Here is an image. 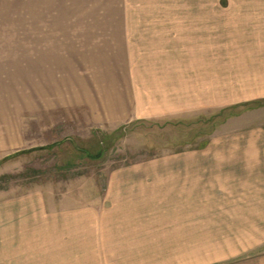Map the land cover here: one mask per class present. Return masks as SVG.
Returning <instances> with one entry per match:
<instances>
[{
	"label": "rangeland",
	"instance_id": "374dc122",
	"mask_svg": "<svg viewBox=\"0 0 264 264\" xmlns=\"http://www.w3.org/2000/svg\"><path fill=\"white\" fill-rule=\"evenodd\" d=\"M0 264H264V0H0Z\"/></svg>",
	"mask_w": 264,
	"mask_h": 264
},
{
	"label": "crops",
	"instance_id": "0c3cea01",
	"mask_svg": "<svg viewBox=\"0 0 264 264\" xmlns=\"http://www.w3.org/2000/svg\"><path fill=\"white\" fill-rule=\"evenodd\" d=\"M107 24H111V23H108ZM115 24H112V25H106V26H111L112 27H115L117 28V33H120V38L122 39L124 37V39L127 41L126 37L128 38V31H127V28H128V21H125V20H121V21H115ZM124 42V46L122 48H119V50L121 52H128L130 49H129V46H127L128 42ZM126 44V45H125ZM130 59V57L128 56L127 59Z\"/></svg>",
	"mask_w": 264,
	"mask_h": 264
},
{
	"label": "trees",
	"instance_id": "16d2710c",
	"mask_svg": "<svg viewBox=\"0 0 264 264\" xmlns=\"http://www.w3.org/2000/svg\"><path fill=\"white\" fill-rule=\"evenodd\" d=\"M58 144H59V143H58ZM55 145H56V144L49 145V146L38 147V148H33V149H29V150H24V151H19V152H16V153L12 154V155L7 156L4 160L11 159V158L17 157V156H19V155H22V154H26V153H29V152L35 151V150L51 149V148H53ZM88 154H89V157H96V156L91 155L90 153H88Z\"/></svg>",
	"mask_w": 264,
	"mask_h": 264
}]
</instances>
